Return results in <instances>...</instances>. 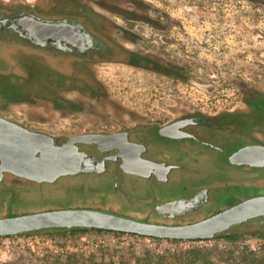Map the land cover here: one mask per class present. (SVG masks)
I'll list each match as a JSON object with an SVG mask.
<instances>
[{
    "label": "rangeland",
    "instance_id": "374dc122",
    "mask_svg": "<svg viewBox=\"0 0 264 264\" xmlns=\"http://www.w3.org/2000/svg\"><path fill=\"white\" fill-rule=\"evenodd\" d=\"M0 1L30 9V2L25 0ZM50 3L56 9H67L69 16L84 11L86 27L107 30L125 50L139 57V67L103 64L96 68L103 95L93 97L107 104L104 108H94L93 104L87 108L95 116L99 130H114L113 117L120 119L122 115L123 121L129 118L135 126H162L186 114H201L211 120L251 111L247 101L252 94L264 98V0H50ZM3 52L2 46V59L6 56ZM5 72L16 71L7 65ZM52 119L53 129H67L70 124L69 134L73 133L71 125L76 117ZM261 124L256 120L253 126ZM106 183L107 180L86 176L64 178L54 184H33L5 175L0 185V218L8 214L97 208L144 218L143 212L138 211L144 202L142 184L134 185L137 197L127 204L112 193L107 196L102 188ZM209 183L224 182L211 176ZM182 191L178 186L153 184L147 200L162 203L180 198ZM229 231L243 235L234 244L239 251L258 253L264 249V217ZM25 239L32 244L22 242ZM13 241L8 249L0 244V264H54L53 258L72 264L75 257L80 263L92 258L101 264H155L153 256L165 257V252L226 247L223 241L213 239L174 243L120 233L93 230L69 233L58 229L42 230L19 238V242Z\"/></svg>",
    "mask_w": 264,
    "mask_h": 264
},
{
    "label": "flooded vegetation",
    "instance_id": "af4514ba",
    "mask_svg": "<svg viewBox=\"0 0 264 264\" xmlns=\"http://www.w3.org/2000/svg\"><path fill=\"white\" fill-rule=\"evenodd\" d=\"M25 1L30 2L29 10L0 1V47L6 55L0 58V118L19 128L3 129L2 136L12 141L21 135L16 130L41 134L61 147L70 138L81 135H116L112 140L114 146L103 151L97 144L76 143L88 166L83 164L80 173L63 176L56 182L95 176L107 180L102 187L107 196L112 193L127 204L137 197L134 185L142 184L144 202L138 211L143 212L144 218L100 208L97 211L165 226L193 224L249 198L264 196V165H255L264 163V98H250L247 103L251 111L211 120L201 114H186L162 126H135L129 118L123 121L122 115L120 119L113 117L114 130H99L95 116L87 108L92 104L94 108H104L107 104L93 97L103 95L96 68L103 64L139 67V57L125 50L107 30L86 27L84 11L69 16L67 9L54 8L50 0ZM31 23L68 29L59 35H45L46 31L30 28ZM7 65H12L16 72L7 74ZM54 116L64 120L76 117L71 125L73 133L69 134L70 124L67 129H53ZM256 120L262 123L259 127L253 126ZM177 121L187 124L160 133L163 127ZM248 148L253 150L247 151L239 162L231 161L234 154ZM143 161L158 167L151 169ZM124 162L128 169L141 170L146 176L124 172ZM5 175L38 184L4 173L0 185ZM211 176L221 178L227 186L210 185ZM153 184L178 186L183 190L181 197L158 204L151 202L147 192ZM169 203L174 204L161 208ZM196 215L195 219L182 221ZM7 217L15 216L8 214L3 218Z\"/></svg>",
    "mask_w": 264,
    "mask_h": 264
},
{
    "label": "water",
    "instance_id": "95a60500",
    "mask_svg": "<svg viewBox=\"0 0 264 264\" xmlns=\"http://www.w3.org/2000/svg\"><path fill=\"white\" fill-rule=\"evenodd\" d=\"M33 30L46 31L45 35H59L68 28L29 24ZM187 121H177L163 127L165 134L168 129H178ZM3 129H19L15 125L0 118V181L4 173H10L38 184L56 182L63 176H73L81 172L82 166L89 164L85 154L80 152L76 143L97 144L100 150L110 149L116 135H81L72 137L63 146L53 145L50 137L41 134H29L17 131L18 137L12 141L2 136ZM14 131V130H13ZM251 148L243 149L234 154L232 162L247 155ZM144 166H158L143 161ZM255 165H264L256 163ZM124 172L138 176H146L141 170H130L122 166ZM169 168L166 169V172ZM174 203L162 206L171 207ZM264 217V196L249 198L235 206L223 210L202 221L179 226H165L139 222L116 215L89 209H57L15 217L0 218V238L36 234L42 230L87 229L113 233L136 235L144 238L176 241L212 240L218 235L228 232L232 227Z\"/></svg>",
    "mask_w": 264,
    "mask_h": 264
},
{
    "label": "trees",
    "instance_id": "16d2710c",
    "mask_svg": "<svg viewBox=\"0 0 264 264\" xmlns=\"http://www.w3.org/2000/svg\"><path fill=\"white\" fill-rule=\"evenodd\" d=\"M252 99L262 98L257 97V94H252ZM61 230V229H58ZM65 232H86L87 229H72V230H62ZM97 232H107L113 233L108 231H101V230H93ZM33 234V233H29ZM121 234V233H120ZM27 235V234H24ZM136 236V235H134ZM242 234H232L230 231L218 235L213 240H220L226 244L224 249H196L191 248L186 251L179 250L175 252H165L164 256H153L155 264H264V249L258 253H251L245 251H239L238 247L234 244L241 238ZM153 241H159V239H152ZM167 242H179L176 240H166ZM199 242V241H195ZM164 258V259H163ZM165 258H167L165 260ZM61 260V261H60ZM79 258L72 259V264H101V261L96 259L87 258L83 259L80 263ZM52 263L54 264H68L66 259H58L53 258Z\"/></svg>",
    "mask_w": 264,
    "mask_h": 264
},
{
    "label": "built area",
    "instance_id": "2783aa9c",
    "mask_svg": "<svg viewBox=\"0 0 264 264\" xmlns=\"http://www.w3.org/2000/svg\"><path fill=\"white\" fill-rule=\"evenodd\" d=\"M28 235H33V234H27V236ZM124 235H129V234H124ZM24 236H26V235H19V236H12V237L0 238V244L2 246H4L6 249H8L10 247V243L11 242L12 243L14 242L13 239H17L16 242H19V238H24ZM138 237H140V236H138ZM204 241H208V240H204ZM22 242H27V243L32 244L31 241H30V239H25ZM199 242H202V241H199Z\"/></svg>",
    "mask_w": 264,
    "mask_h": 264
}]
</instances>
